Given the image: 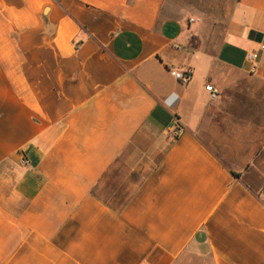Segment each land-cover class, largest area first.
I'll return each instance as SVG.
<instances>
[{
  "label": "crops",
  "instance_id": "1",
  "mask_svg": "<svg viewBox=\"0 0 264 264\" xmlns=\"http://www.w3.org/2000/svg\"><path fill=\"white\" fill-rule=\"evenodd\" d=\"M167 2L0 0V264H264V0Z\"/></svg>",
  "mask_w": 264,
  "mask_h": 264
},
{
  "label": "rangeland",
  "instance_id": "2",
  "mask_svg": "<svg viewBox=\"0 0 264 264\" xmlns=\"http://www.w3.org/2000/svg\"><path fill=\"white\" fill-rule=\"evenodd\" d=\"M236 0H168L166 14L169 17L179 18L190 14L202 17L207 25L212 26L213 33L219 36L223 31L226 11Z\"/></svg>",
  "mask_w": 264,
  "mask_h": 264
},
{
  "label": "built area",
  "instance_id": "3",
  "mask_svg": "<svg viewBox=\"0 0 264 264\" xmlns=\"http://www.w3.org/2000/svg\"><path fill=\"white\" fill-rule=\"evenodd\" d=\"M194 20L193 19H190V22L192 23ZM264 49V46L262 47V50ZM258 59V54L257 52H250L248 53L247 55V60L251 63V64H255L256 61ZM173 76L181 83L183 84H188L191 80V75L188 74V73H184V72H172ZM209 89L211 90V96H212V99H215L218 97V94L217 92H215L214 90H212V87H209ZM181 128L178 127L177 129V136L180 135L181 133ZM23 163H26V161H23Z\"/></svg>",
  "mask_w": 264,
  "mask_h": 264
},
{
  "label": "trees",
  "instance_id": "4",
  "mask_svg": "<svg viewBox=\"0 0 264 264\" xmlns=\"http://www.w3.org/2000/svg\"><path fill=\"white\" fill-rule=\"evenodd\" d=\"M57 1H59V0H57Z\"/></svg>",
  "mask_w": 264,
  "mask_h": 264
}]
</instances>
